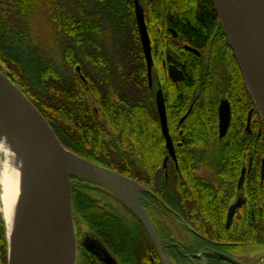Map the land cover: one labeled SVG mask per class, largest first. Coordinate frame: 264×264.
Returning a JSON list of instances; mask_svg holds the SVG:
<instances>
[{"label": "trees", "instance_id": "1", "mask_svg": "<svg viewBox=\"0 0 264 264\" xmlns=\"http://www.w3.org/2000/svg\"><path fill=\"white\" fill-rule=\"evenodd\" d=\"M139 1L146 6L148 22L152 10L159 18L163 10L177 8L184 15H195L205 30L209 28L207 16L213 10L209 0ZM44 16L55 35L54 48L38 32L46 22ZM106 27L111 30L108 37ZM0 66L66 149L141 183L155 195L152 216L165 219V206L180 199L183 179L173 168L164 176L165 148L156 123L153 89L147 84L133 0H0ZM215 153L227 154L228 146L218 142L176 147L180 172L182 155ZM70 179L74 220L119 250L124 264H135L136 245L146 250L151 243L134 213L109 190ZM147 197L146 205L142 204L150 209L151 196ZM260 212L252 209L249 233L264 242V212ZM243 234L242 225L241 238ZM0 264H7L1 217ZM77 264L94 263L82 249Z\"/></svg>", "mask_w": 264, "mask_h": 264}, {"label": "flooded vegetation", "instance_id": "2", "mask_svg": "<svg viewBox=\"0 0 264 264\" xmlns=\"http://www.w3.org/2000/svg\"><path fill=\"white\" fill-rule=\"evenodd\" d=\"M139 4L153 62L150 84L147 68L146 78L149 88L153 89L156 123L165 148L164 176L168 177L171 168L176 169L183 185L180 199H172L165 206V219L161 220L152 216L154 193L150 190L146 195L139 193L140 204L158 240L156 242L134 214L151 243L146 250L136 245L135 264H235L231 260L240 264H264V242L255 241L249 233L252 209L261 211L260 215L264 212V119L246 86L216 11L211 3L213 10L207 16L210 24L205 30L196 23L195 15H184L177 8L163 10L159 18L152 10L148 22L146 6L140 1ZM151 4L154 7V3ZM88 24L91 28L90 18ZM135 24L138 32L136 19ZM104 29L108 37L111 30ZM139 41L141 45L140 35ZM89 72H92L91 65ZM158 90L165 106L174 157L168 153L161 132L156 103ZM222 103L228 108L229 120L225 133L220 136ZM218 142L228 146L227 154H184L181 156L183 173L180 172L176 147L209 146ZM147 195L151 196L148 202L151 210L144 207L143 199L149 198ZM232 206L235 208L229 220ZM205 209L209 211L204 212ZM78 221L74 220V226ZM208 222L212 227L206 225ZM242 225L245 234L241 238ZM78 232H75L77 259L78 251L84 249L94 264H124L119 250H113L107 241L89 231L81 233L79 227ZM88 235L91 242H99L110 263L83 245Z\"/></svg>", "mask_w": 264, "mask_h": 264}, {"label": "water", "instance_id": "3", "mask_svg": "<svg viewBox=\"0 0 264 264\" xmlns=\"http://www.w3.org/2000/svg\"><path fill=\"white\" fill-rule=\"evenodd\" d=\"M133 1L135 19L146 60L148 83L150 84L153 62L149 36L144 21L143 9L138 0ZM210 1L234 52L246 86L264 119L253 77L243 57L229 18L226 0ZM255 12L258 59L264 80V0H255ZM156 103L161 123V132L165 138V147L168 149V153L174 157L173 146L166 126L165 106L160 90L156 94ZM3 120H10L13 125L19 127L17 129L21 135L20 139L23 145L21 144L20 146L18 141H13L19 153L21 155L29 154L31 163L43 162V165L49 172L42 207L38 210L33 225L21 236L20 243L12 256H10L7 226L4 220L7 242V264H47L51 258L58 261L59 264H76L77 237L72 215L71 177L90 181L114 193L138 217L157 242L158 238L155 228L146 211L141 206L138 197L140 192H148V189L119 172L76 155L66 149L55 135L49 122L21 89L9 79L4 68L0 66V121ZM228 120V108L222 103L220 105V136L225 133ZM165 162L166 159H164V165ZM23 175H26L28 179L29 176L27 174ZM26 197L29 198L27 194L25 195V199H27ZM234 208L235 206H232L229 210V220ZM90 239L89 235L86 239H83V245L102 260L109 262V258L99 242L96 240L91 242ZM231 261L235 264H240L234 260Z\"/></svg>", "mask_w": 264, "mask_h": 264}, {"label": "bare ground", "instance_id": "4", "mask_svg": "<svg viewBox=\"0 0 264 264\" xmlns=\"http://www.w3.org/2000/svg\"><path fill=\"white\" fill-rule=\"evenodd\" d=\"M226 7L243 57L253 77L264 116V80L258 59L255 0H226ZM17 128L19 127L10 120L0 121V202L7 226L10 256L19 245L21 236L33 225L36 214L42 207L49 176L43 162L31 163L29 154L19 153L13 143L18 141L20 146L23 145ZM22 174H27L28 179H23ZM23 183L24 192L29 196L27 199L21 193ZM47 264L59 262L51 258Z\"/></svg>", "mask_w": 264, "mask_h": 264}, {"label": "rangeland", "instance_id": "5", "mask_svg": "<svg viewBox=\"0 0 264 264\" xmlns=\"http://www.w3.org/2000/svg\"><path fill=\"white\" fill-rule=\"evenodd\" d=\"M44 17H45L46 20L45 19H43V20H45L46 22H44L43 24H41V28L42 29L40 28V30L38 32L40 33V35L42 37V41L46 45H48L50 48H54L55 47V35L51 31V29H50L52 27L51 24L49 23L50 20L48 19V17H46V16H44ZM48 23H49V25H48ZM259 113H260V111H259ZM260 115H261V113H260ZM0 167H1V163H0ZM22 178L23 179H27V176L22 174ZM23 190H24V184L21 185V193L25 197L26 193L23 192ZM1 193H2V186L0 184V194ZM22 194L20 196H22ZM0 217L4 221L3 213H2V209H1V202H0ZM74 227H75V232L76 233L78 232V227L80 229H84V231H86L85 230L86 229V226H84V224L81 223L80 221H78L77 224ZM79 233H80V231L77 233V235ZM81 233H84V232L82 231ZM81 252H82L81 250H80V252L78 251V253H80L79 255H81ZM76 255H77V253H76Z\"/></svg>", "mask_w": 264, "mask_h": 264}]
</instances>
